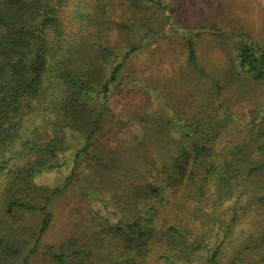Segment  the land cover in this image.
I'll list each match as a JSON object with an SVG mask.
<instances>
[{
  "label": "trees",
  "instance_id": "1",
  "mask_svg": "<svg viewBox=\"0 0 264 264\" xmlns=\"http://www.w3.org/2000/svg\"><path fill=\"white\" fill-rule=\"evenodd\" d=\"M99 1L0 0V264H29L51 200L80 180L93 193L92 176L112 183L118 218L69 247L48 246L54 264H264V95L244 122L245 97L217 83L207 117L182 119L161 93L173 116L117 119L108 97L137 51L136 32L123 52L99 42ZM228 37L233 77L259 92L264 43ZM186 59L207 75L191 41ZM132 123L133 141L108 144ZM66 166L63 188L36 183ZM32 214L39 222L25 225Z\"/></svg>",
  "mask_w": 264,
  "mask_h": 264
},
{
  "label": "rangeland",
  "instance_id": "2",
  "mask_svg": "<svg viewBox=\"0 0 264 264\" xmlns=\"http://www.w3.org/2000/svg\"><path fill=\"white\" fill-rule=\"evenodd\" d=\"M94 1L97 0L91 3ZM98 3L105 6V14H100L95 28L99 42L121 48L123 52L131 38L129 32H136L132 38L137 51L127 59L108 97V109L117 119H128L136 113L148 114L154 119L166 113L173 116L170 109H165L161 93L169 101L167 106L171 105L182 119L193 121L200 115L207 117L212 113L213 104H217L216 83L245 97L239 116L242 122L256 112L253 103L264 95V86H260L259 92H252L250 82L233 77L235 43L228 37L236 31L264 43V9L256 0H139L136 4L131 0H100ZM100 15L95 14L96 20ZM93 31L89 27L88 32ZM187 41L192 42L198 65L207 73L205 77L188 66ZM204 99L208 104L203 108ZM133 125L114 128L115 140L108 144L123 146L133 141ZM176 131L171 128V135H179ZM79 162L76 168L81 170L83 161ZM69 169L66 166L44 172L35 179L36 183L63 188ZM82 181L68 185L51 200L48 209L52 214L51 223L29 264H54L46 253L48 246L69 247L74 236L82 239L85 234L100 231L104 221L114 223L118 218L117 210L109 203L112 183L92 176L88 186L93 193L83 194L77 186ZM25 219V225L34 226L40 217L32 214Z\"/></svg>",
  "mask_w": 264,
  "mask_h": 264
},
{
  "label": "built area",
  "instance_id": "3",
  "mask_svg": "<svg viewBox=\"0 0 264 264\" xmlns=\"http://www.w3.org/2000/svg\"><path fill=\"white\" fill-rule=\"evenodd\" d=\"M261 6L262 8L264 9V0H256Z\"/></svg>",
  "mask_w": 264,
  "mask_h": 264
}]
</instances>
